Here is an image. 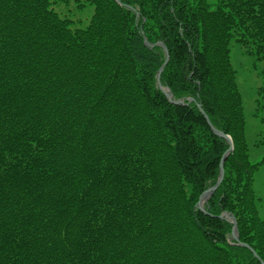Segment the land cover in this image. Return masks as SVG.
<instances>
[{
  "label": "trees",
  "instance_id": "1",
  "mask_svg": "<svg viewBox=\"0 0 264 264\" xmlns=\"http://www.w3.org/2000/svg\"><path fill=\"white\" fill-rule=\"evenodd\" d=\"M59 1L0 0V264L264 263L230 59L264 58V0ZM201 110L233 142L203 211L229 145Z\"/></svg>",
  "mask_w": 264,
  "mask_h": 264
},
{
  "label": "rangeland",
  "instance_id": "2",
  "mask_svg": "<svg viewBox=\"0 0 264 264\" xmlns=\"http://www.w3.org/2000/svg\"><path fill=\"white\" fill-rule=\"evenodd\" d=\"M208 2L214 4L216 0ZM83 4L79 7L76 0H65L54 3L53 8L61 17L72 21V28H84L94 8L86 1ZM250 49L234 40L230 43L231 64L242 100L249 159L253 163L262 162L254 174L253 188L260 199L259 216L264 220V58L258 59L249 53Z\"/></svg>",
  "mask_w": 264,
  "mask_h": 264
},
{
  "label": "water",
  "instance_id": "3",
  "mask_svg": "<svg viewBox=\"0 0 264 264\" xmlns=\"http://www.w3.org/2000/svg\"><path fill=\"white\" fill-rule=\"evenodd\" d=\"M117 3H119L118 0H116ZM164 53H165V60L162 64V66L160 67V69L158 70V73H157V82H158V85L160 86V74L163 70V67L166 65L169 57H168V52H167V49L164 48ZM166 96L167 98L170 100V102L174 103V104H182L183 102L180 101V100H173L171 98V94L170 92H166ZM201 113L204 115V118L207 122V124L209 125V127L212 129V131L214 132L215 135H217L218 137L220 138H223L224 140L227 141L229 147L228 149L225 151V153L223 154L222 158H221V161H220V164H219V176H218V179L216 181V183L208 188L206 191H204L200 197H199V200L196 204V206L201 210L203 211V202H205L212 194L213 192L217 189V187L219 186V184L221 183V181L223 180V177H224V169H223V163H224V160L226 158V156L228 155V153L233 149V143H232V139L230 136H228L227 134H224L216 129L213 128L211 122L209 121L208 117L204 114L203 110H201ZM232 223H233V229H232V237L234 240H237L238 239V235H237V229H236V222L234 221V219L232 218ZM261 264H264L263 262Z\"/></svg>",
  "mask_w": 264,
  "mask_h": 264
}]
</instances>
